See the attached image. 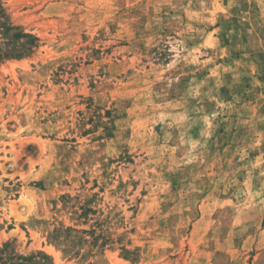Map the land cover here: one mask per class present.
Returning <instances> with one entry per match:
<instances>
[{"label": "rangeland", "instance_id": "374dc122", "mask_svg": "<svg viewBox=\"0 0 264 264\" xmlns=\"http://www.w3.org/2000/svg\"><path fill=\"white\" fill-rule=\"evenodd\" d=\"M0 264H264V0H1Z\"/></svg>", "mask_w": 264, "mask_h": 264}, {"label": "trees", "instance_id": "16d2710c", "mask_svg": "<svg viewBox=\"0 0 264 264\" xmlns=\"http://www.w3.org/2000/svg\"><path fill=\"white\" fill-rule=\"evenodd\" d=\"M37 45L38 38L14 24L0 0V61L27 56ZM42 257L44 264H51L48 255Z\"/></svg>", "mask_w": 264, "mask_h": 264}]
</instances>
